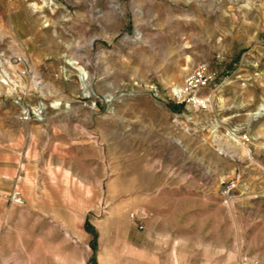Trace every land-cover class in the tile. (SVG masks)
<instances>
[{"label":"rangeland","instance_id":"374dc122","mask_svg":"<svg viewBox=\"0 0 264 264\" xmlns=\"http://www.w3.org/2000/svg\"><path fill=\"white\" fill-rule=\"evenodd\" d=\"M0 264H264V0H0Z\"/></svg>","mask_w":264,"mask_h":264},{"label":"built area","instance_id":"2783aa9c","mask_svg":"<svg viewBox=\"0 0 264 264\" xmlns=\"http://www.w3.org/2000/svg\"><path fill=\"white\" fill-rule=\"evenodd\" d=\"M213 81V75L205 64L195 66L183 79L180 88L173 95L177 103H184L192 109L203 110L208 103V98L203 96V91L207 89ZM245 139V138H244ZM237 179L226 183L221 189L222 198H227L235 188ZM8 200L13 205H22L21 196L17 191H12L8 195Z\"/></svg>","mask_w":264,"mask_h":264},{"label":"bare ground","instance_id":"6f19581e","mask_svg":"<svg viewBox=\"0 0 264 264\" xmlns=\"http://www.w3.org/2000/svg\"><path fill=\"white\" fill-rule=\"evenodd\" d=\"M176 88H177V87H175V86L173 87V89H176ZM177 90H178V89H177ZM177 90L174 92V94L177 92ZM210 94H211V93H210ZM212 94H213V93H212ZM210 98H211V97H210ZM259 111H261V110H259ZM257 114L259 115L260 112H258ZM17 192H18V191H17ZM18 193H19V192H18ZM19 195H20V193H19Z\"/></svg>","mask_w":264,"mask_h":264}]
</instances>
